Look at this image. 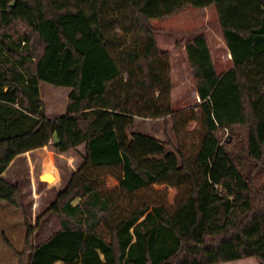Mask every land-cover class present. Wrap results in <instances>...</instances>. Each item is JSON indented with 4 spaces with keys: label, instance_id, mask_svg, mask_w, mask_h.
Instances as JSON below:
<instances>
[{
    "label": "trees",
    "instance_id": "1",
    "mask_svg": "<svg viewBox=\"0 0 264 264\" xmlns=\"http://www.w3.org/2000/svg\"><path fill=\"white\" fill-rule=\"evenodd\" d=\"M186 6H213L232 60L217 73L203 34L185 43L200 99L190 148L128 132L135 117L174 113L151 20ZM40 81L70 88L56 118ZM46 144L84 155L50 206L60 229L26 264H264V0H0V199L18 204L2 173ZM163 183L182 192L174 207L119 205Z\"/></svg>",
    "mask_w": 264,
    "mask_h": 264
},
{
    "label": "rangeland",
    "instance_id": "2",
    "mask_svg": "<svg viewBox=\"0 0 264 264\" xmlns=\"http://www.w3.org/2000/svg\"><path fill=\"white\" fill-rule=\"evenodd\" d=\"M155 38L161 52L169 59L171 79L170 97L173 114L167 118L135 117L128 132L136 131L155 136L177 145L178 136L184 137L187 148L196 138L199 122L189 119L198 113L200 99L195 89L192 70L188 62L185 43L189 39L205 34L217 73L228 69L231 62L226 59V49L220 39L217 16L214 8L186 6L179 12L151 20ZM44 113L49 118L63 114L67 105L68 87L39 82ZM221 142L227 139L226 130H218ZM171 150L170 147L166 151ZM84 146L79 145L65 152H57L50 144L17 155L3 171L2 177L18 184V204L0 199V264H26L32 247L46 240L61 227V217L50 210L57 195L68 184L70 177L83 161ZM51 172L55 180L44 183L38 180L40 172ZM105 179V188L113 190L118 186L115 177L98 173ZM257 184H264V173L258 176ZM182 196L179 188L155 184L137 192L129 203H119L131 208L139 201L163 203L174 207ZM74 199L72 203L77 202ZM218 264H261L255 258H243Z\"/></svg>",
    "mask_w": 264,
    "mask_h": 264
},
{
    "label": "water",
    "instance_id": "3",
    "mask_svg": "<svg viewBox=\"0 0 264 264\" xmlns=\"http://www.w3.org/2000/svg\"><path fill=\"white\" fill-rule=\"evenodd\" d=\"M37 176H38V180L40 182H44V183H48V182H51V181L56 179V177L54 179V174L51 172L42 171V172L38 173Z\"/></svg>",
    "mask_w": 264,
    "mask_h": 264
},
{
    "label": "crops",
    "instance_id": "4",
    "mask_svg": "<svg viewBox=\"0 0 264 264\" xmlns=\"http://www.w3.org/2000/svg\"><path fill=\"white\" fill-rule=\"evenodd\" d=\"M209 7H212L213 8V6H209ZM219 27V26H218ZM219 30H220V39L222 40V43H223V45H224V47H225V49H226V55H227V57H226V59L228 60V61H230L231 62V65H230V67L232 66V60H231V55H230V53H229V50H228V48H227V46H226V44H225V41H224V39H223V35H222V31H221V29H220V27H219ZM204 36H205V34H203ZM205 38H206V41H207V44H208V47H209V43H208V39H207V37L205 36ZM209 50H210V47H209ZM210 53H211V51H210ZM211 56H212V54H211ZM212 59H213V57H212ZM229 67V68H230ZM228 68V69H229ZM227 70V69H226ZM225 70V71H226ZM225 71H223V72H225ZM223 72H220V73H223ZM38 149V148H37ZM37 149H34V150H37ZM33 151V150H32Z\"/></svg>",
    "mask_w": 264,
    "mask_h": 264
}]
</instances>
